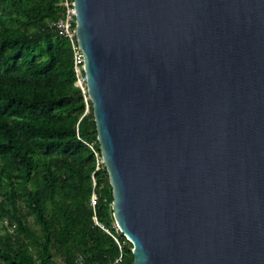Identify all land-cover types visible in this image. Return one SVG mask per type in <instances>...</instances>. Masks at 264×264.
<instances>
[{"label":"water","instance_id":"obj_1","mask_svg":"<svg viewBox=\"0 0 264 264\" xmlns=\"http://www.w3.org/2000/svg\"><path fill=\"white\" fill-rule=\"evenodd\" d=\"M132 264H264V0H74Z\"/></svg>","mask_w":264,"mask_h":264},{"label":"trees","instance_id":"obj_2","mask_svg":"<svg viewBox=\"0 0 264 264\" xmlns=\"http://www.w3.org/2000/svg\"><path fill=\"white\" fill-rule=\"evenodd\" d=\"M61 11L0 0V264H132Z\"/></svg>","mask_w":264,"mask_h":264},{"label":"built area","instance_id":"obj_3","mask_svg":"<svg viewBox=\"0 0 264 264\" xmlns=\"http://www.w3.org/2000/svg\"><path fill=\"white\" fill-rule=\"evenodd\" d=\"M62 8L61 16L50 23V26L56 30L61 36L67 38L71 43L73 51V69L75 74V86H77L82 93L87 92L86 75L84 70V59L82 51L78 45L76 35V10L74 0H59ZM96 194L91 195L90 205L94 207L96 201Z\"/></svg>","mask_w":264,"mask_h":264}]
</instances>
